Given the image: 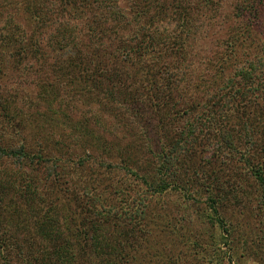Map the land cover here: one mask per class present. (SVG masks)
I'll return each instance as SVG.
<instances>
[{"label":"rangeland","instance_id":"374dc122","mask_svg":"<svg viewBox=\"0 0 264 264\" xmlns=\"http://www.w3.org/2000/svg\"><path fill=\"white\" fill-rule=\"evenodd\" d=\"M37 1L40 15L42 9L46 11L49 7L51 10V0H0L7 6L3 9L12 10L3 11L0 16V42L15 25H20L16 29L19 42L0 43L4 50L0 73V145L24 143L31 155L39 154L43 158V162L37 159L30 162L25 158L18 161L16 157H3L0 161V233L15 237L21 246L11 255L0 248V264H40L37 259L41 256L44 264H49L52 258L61 264H95L102 256L105 261L114 260L117 264L118 254L121 258L118 264H264V193L252 171L262 159L255 157L253 163L247 164L244 158L233 154L219 141L221 131H230L236 140L240 139L236 141L239 149H246L242 135L244 121L256 123L254 132L261 141L264 106L256 110L255 115L253 108H247L246 117L240 114L244 113L242 111L238 117L231 106H222L223 96L228 92L221 87L228 77L231 78L234 67L230 63L212 62L216 59L213 50L224 47L228 35L243 23V17L236 13L237 5L248 17L249 6L255 0H219V8L212 9L214 12L210 16L214 18L218 13L214 19L220 20L221 25L216 23L215 28L208 30L214 34V39H190L191 46L187 43L182 46L188 53L187 62L181 66L185 82L167 105L171 120L158 128L152 117L153 109L143 104L138 106V112L145 116L143 119L138 117L122 128H115L116 123L107 124V113L102 108L107 99L104 87L98 91V78L74 77L72 65L66 63L72 52L56 46L61 36L58 22H69L68 26H59L60 30H66L65 33L81 30L69 16L60 15L58 22L48 21L46 27L42 26L44 31L38 37L45 52V64H38L31 53L20 60L16 57L14 46L23 44L24 38L36 37L27 26L33 17L29 6ZM254 4L258 12L254 31L259 35L255 33L256 42L247 51L250 57L253 51H260L264 41V0H256ZM13 12L18 23L8 21ZM57 14L54 11L49 16ZM165 25L161 23L159 27ZM49 33H53L51 38ZM206 34L201 33V37ZM166 41L171 40L168 37ZM168 56L174 57V54ZM170 59L167 61L172 64ZM152 61L149 57L147 65ZM30 63L33 64L29 66ZM213 64L215 66L211 67ZM32 68L42 72L34 75ZM126 71L128 84L125 87L129 89L135 86L132 78L135 73ZM98 77L102 81L104 76ZM137 84L143 83L138 81ZM146 85L148 88V82ZM93 93L96 96L92 97ZM215 94L217 99L213 100ZM217 102L216 111L222 116L215 120V125L198 131L199 140L192 148L195 155L178 162V178L173 182L186 188L188 181L185 191L169 189L151 197L145 185L133 175L101 166L109 163L136 167L145 157L151 159L152 154L145 153L143 147L150 145L153 151H158L166 140L165 133L179 131L188 117L196 124L197 132V117H206L209 107L215 109L213 105ZM111 103L117 105L115 99H111ZM156 131L161 133L162 139ZM256 147L264 155L262 146ZM80 158L85 159L83 164H79ZM214 179L213 185L217 188L209 196L212 190L202 189L200 183ZM64 195L77 202L78 207L74 204V209L70 210L77 220L79 215L93 220L90 215L94 210L109 204L125 210L119 215L122 218L111 215L102 223L105 253L100 254L101 250L88 246L82 235L79 238L77 233L68 234L70 231L66 227H71L74 220L64 218ZM11 196L13 200L17 198V210L21 212L18 222L6 203ZM126 197L130 199L125 204ZM140 197L145 204L150 201L144 215L135 212ZM50 218L56 220V229L59 226L57 240L43 238L42 226ZM45 254L50 257L45 259Z\"/></svg>","mask_w":264,"mask_h":264},{"label":"trees","instance_id":"16d2710c","mask_svg":"<svg viewBox=\"0 0 264 264\" xmlns=\"http://www.w3.org/2000/svg\"><path fill=\"white\" fill-rule=\"evenodd\" d=\"M218 1L51 0V10H49V7L46 8V11L42 9L41 15L38 11L39 2L37 1L33 4L31 3L29 6L33 17H31L30 25L27 26V30L32 31V35H36V37L30 40L22 38L23 44L20 43L14 46L13 50L16 57H19V60L21 57H26V53H31L33 59L35 58L38 64H45V52L43 53L42 51L38 35L49 24H46V22H58L60 15L64 18L69 16V20H74V23L77 22V26L81 30L78 32L75 29L73 30V34L65 33L66 30H60L59 26H68L69 22L62 21L61 24L58 22L57 30L61 36L56 46L59 49L62 47L68 48L72 52L69 56L71 58L66 63L72 65V72L76 75L74 77L81 78V80L98 78L96 88L99 89L98 91H101L102 86L104 87L102 90L105 91L107 99L102 103V108L106 111H104L105 114L107 113L106 119L109 121L107 124L112 126L116 123L115 128L117 126L118 128L119 126L122 128L126 124L129 126L134 123V120L138 117L143 119L145 116H142L138 112V108H140L138 106H142L143 104L153 109V111L152 109L150 110L153 112L152 117L156 120L155 125L158 128L166 124V121L171 120L170 117L172 116L167 105L172 101L175 91L185 82L181 66H184L187 62L188 53L184 51L185 48L182 46L186 43L191 46L190 39H214V34L209 33L208 30L215 28L216 23L221 25V23H218L220 20L214 19L218 13L217 15L215 14L214 18L210 16L214 12L212 9L219 8L220 3ZM254 2L256 3V0ZM254 2H251L249 6L248 17L244 15L246 11L240 5H237L238 10L236 13L238 16L243 17V23L238 30L228 35L224 47L217 49V51L213 50L216 59L212 62L217 61L220 64L227 65L230 63L234 67L231 78L228 77L224 85L219 87H225L226 92H228L226 96H223L224 104L222 106H231L237 112L238 117H240V114L246 117L244 114L247 112V108L250 110L253 108V114L255 115L258 112L256 110H262L264 106V41L261 42L260 51H253L251 57L247 52L250 46L256 42L257 37L255 39V33L258 34L254 31L255 25L253 24L258 15V12H256L257 5L254 7ZM6 7L0 3V16L3 11L12 12L11 9H8V11L7 9H3ZM54 11H57L58 14L55 17L49 16ZM13 15L14 12L12 13V19L8 18V21H16ZM161 23H165L166 25L160 28L159 25ZM18 27H20L19 23L14 26L0 43L19 42V35L16 32ZM203 32L207 33L205 37H201V33ZM52 34L49 33L48 36L51 38ZM165 37L167 39L169 37L171 41H166ZM47 43H50V41L47 40ZM1 44L0 73L2 71L1 56L4 53ZM164 46H166V50L162 52ZM171 54H174V57L168 56ZM149 57L153 59L151 65H147ZM168 58H172L170 59L172 60V64L167 61ZM32 64L30 63L29 66ZM212 66H215V64ZM111 67L114 69H110ZM33 68L34 75L42 72L39 69L33 70ZM126 70L135 73L132 75L135 86L131 85L132 88L129 87V89L125 87V84H128V82H125V77L128 76ZM101 75L104 76L102 81L98 77ZM145 78L147 81H145ZM138 81H141L143 84L138 85ZM146 82H148V88ZM216 91L219 90L216 89ZM184 93L186 95L185 91ZM222 93L218 97L219 101L222 98ZM93 96H96L95 93H93ZM213 98V100L217 99V94ZM111 99H115L117 105L111 103ZM159 100L164 101L161 102ZM217 104L218 102L213 105L215 109H212V106L209 107L206 117H197L196 123L199 121L197 132L195 131L196 124L189 120L190 117H188L189 119L185 118L183 126L179 131H168L165 133L166 140L160 145L158 151H153L150 145L145 146L146 149L143 147L145 153L152 154L153 157L151 159L145 157L143 162L136 167H130L131 165L128 164L112 165L109 163H103L101 166L119 169L133 175L145 185V190L151 197L155 193L162 194L169 191V189L185 191L189 185L188 181L185 183L186 188L176 185V181L173 182V180L178 178V162L195 155V152L192 154V148H195V143L199 140L198 131L204 130L202 127L206 128L211 124L215 125L213 124L215 120L222 116L219 111H216L215 106ZM240 111L244 113H240ZM137 112L138 114H136ZM129 119L131 120L128 121ZM131 121L132 123L130 124L129 122ZM254 124L256 123L244 121L242 125L243 143L246 145V149H239V143L237 142L240 139L236 140L230 131H221L219 133V141L233 154H239L240 157L244 158L247 164L253 163L255 157L262 159L260 162H257V168L255 165L253 166L252 171L263 186L264 193V155H261L256 149L257 145H261L264 149V136L260 141L259 137H257L258 135L254 132ZM156 132L159 134V138L162 139L160 137L161 133L159 131ZM252 149L255 150L251 156ZM257 151L259 154H257ZM3 157H16L18 161L25 158L29 159L30 162L37 159L43 162L41 155H31L26 151L24 143H21L19 146L1 144L0 161ZM84 161L85 159L82 158L78 160L79 164H83ZM57 175L58 173H54V176ZM54 179L56 180V178ZM214 183H216V179L209 182L202 181L200 185L203 186L202 189L212 190V193L209 195L211 196L217 188L213 185ZM129 199L130 197H126L123 203L126 204ZM133 200H136V198ZM16 202L17 198L15 197L13 200L11 196L6 203H9L8 207L18 222L21 218V212L17 210L18 205ZM63 203L64 207L62 211H64L63 215L66 216L64 218L68 219L67 217H69L74 220V224L71 227H66L67 231H70L68 234L72 233L74 235V233H77L78 235L76 234V236L79 238L82 235L84 237L83 242L88 246H93L97 249L96 251L101 250L100 254L105 253L103 248L105 240L103 230L105 227L102 223H106L107 219L111 218V215L114 218H122L119 215L121 211L125 210H121L114 204H109L107 207L101 206L99 209H95L91 215L89 214L93 220L89 216L81 217L80 215L77 220L71 214V211L74 209L73 205L75 204L78 207L77 202H74L72 197L64 195ZM136 204L138 208L135 212L137 211L138 214L144 215L146 213L145 208L149 207L150 201L145 204L140 197L136 201ZM55 222L56 220L50 218L42 226L41 231H43V238L45 240L59 239L57 234L59 226L56 229L54 227ZM64 224L68 225L69 223ZM79 238L77 239L79 240ZM31 246H33V243H31ZM31 246L27 248L31 249ZM0 248H2V252L7 251L6 253L11 255L13 250H19L21 246H18V241L15 237L3 232L0 233ZM49 257V254L44 255L45 259ZM115 258L118 264V261L121 259L119 258V254ZM52 259L53 261L50 260L49 264H61L59 260ZM37 260L40 264H44L42 256ZM105 262L106 264H115L114 260L105 261L103 256L95 264H105ZM9 263L11 264V262ZM26 264L29 263L26 262Z\"/></svg>","mask_w":264,"mask_h":264}]
</instances>
